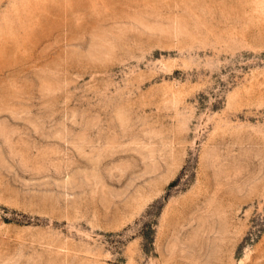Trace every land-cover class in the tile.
I'll return each instance as SVG.
<instances>
[{
    "label": "rangeland",
    "instance_id": "rangeland-1",
    "mask_svg": "<svg viewBox=\"0 0 264 264\" xmlns=\"http://www.w3.org/2000/svg\"><path fill=\"white\" fill-rule=\"evenodd\" d=\"M0 264H264V0H0Z\"/></svg>",
    "mask_w": 264,
    "mask_h": 264
}]
</instances>
